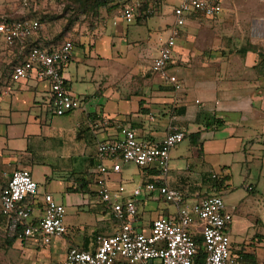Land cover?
Returning <instances> with one entry per match:
<instances>
[{"label":"crops","instance_id":"crops-1","mask_svg":"<svg viewBox=\"0 0 264 264\" xmlns=\"http://www.w3.org/2000/svg\"><path fill=\"white\" fill-rule=\"evenodd\" d=\"M245 8L240 2L234 5L236 11ZM248 9L252 13L257 11L250 24L254 47L233 52L226 49L220 31L229 10L225 0L213 18L187 17L185 32L171 56V73L182 83L179 92L165 85L145 65L126 72L122 77L121 70H112L105 65L116 49L113 42L119 24H126L117 20L112 26L108 21L104 34L90 41H79L70 63L63 69L68 91L80 102L78 109L63 117L52 113V96L47 82L34 78L13 82L10 78L13 66L23 60L31 46L53 50L62 43L50 45L49 35L41 22L37 34L26 41L16 42L11 47L0 42V182L4 173L27 170L37 183L40 195H51L64 208L87 207L92 214L88 223H76L66 218L65 210L64 225L68 231L73 230V236L55 238L48 245L19 238L13 243L27 241L29 249H42L40 256L45 264H58L64 260L68 249L89 250L97 235L114 233V223L96 194V153L99 143L116 141L125 130L133 131L138 140L151 144L160 143L171 128L184 135L200 133L199 147L191 146L188 141L189 148L194 149L196 155L191 151L184 156L176 150L172 153L173 149L170 152V160H186L191 179L176 181L174 178L178 174L169 170L165 183L185 194L195 183V186L210 185L215 191L210 196H219L221 192L215 189L209 171L219 168L224 177H229V168L233 164H228L225 159L235 155L238 156L236 161L241 159L247 165L244 171L246 180L250 166H255L260 175H264V52L255 48L262 42L260 46L264 50V0L251 2ZM14 11L17 15L26 13L20 8L19 0ZM46 14V8H39L27 15H36L41 20ZM0 16L7 17L6 11ZM143 20L144 24L146 19ZM107 32L108 41L102 46L101 41L107 40ZM96 48L105 52L98 53L96 62L91 63L93 58L85 55V51L89 53ZM118 55L122 56V53ZM87 82L94 88L86 87ZM195 101L201 105H196ZM102 119L107 123L102 124ZM215 121L222 125L215 127ZM106 164L109 166L108 162ZM39 171L46 173L48 181L47 188L42 191L37 177ZM54 176L62 179L55 181ZM157 176L154 169L122 164L118 174L108 175L107 184L112 190L124 185L129 192ZM52 184L57 185L56 191L51 188ZM249 188L254 190L255 187ZM152 198L148 194L137 198V217L144 226L160 217L171 216L165 210L157 218L144 221L139 206ZM186 202L191 204L187 199ZM226 209L231 214L235 211L234 206H226ZM0 222L6 223L1 217ZM232 229L231 219L227 233L234 249ZM261 240H264V234ZM59 243L62 244V254L54 260Z\"/></svg>","mask_w":264,"mask_h":264},{"label":"built area","instance_id":"built-area-1","mask_svg":"<svg viewBox=\"0 0 264 264\" xmlns=\"http://www.w3.org/2000/svg\"><path fill=\"white\" fill-rule=\"evenodd\" d=\"M155 1L124 2L116 19L126 24L135 23L142 17V7ZM175 1L173 23L169 26L166 41L152 60L150 72L173 91L179 92L182 83L171 73V56L185 32L186 19L189 16L215 17L223 0ZM54 3L55 0H19L20 8L26 13H21V18L17 20L0 21V42L11 47L16 42L33 37L41 24L36 15L27 14L35 13L39 8L52 7ZM144 14H150L149 9ZM73 50L70 40L63 41L53 50L31 47L23 60L13 66L11 81L34 78L47 82L52 96V113L63 117L80 107L79 100L68 91L63 76V69L70 63ZM195 104L201 105L199 101ZM101 123L106 124V119H102ZM184 137L183 132L171 128L160 143L151 144L138 140L133 131L125 130L118 140L98 144L96 194L114 223V233L110 236L97 235L89 250L68 249L64 260L58 264H247L243 251H236L231 246L227 232L232 216L220 196L213 195L188 204L179 190L165 183L170 152ZM122 164L154 169L158 176L129 192L124 185L112 190L107 184V177L110 173L118 174ZM143 194H155L158 200L173 205L175 214L160 217L144 226L137 217V198ZM64 216L65 208L51 195L39 194V187L29 171L14 170L2 175L0 217L11 233L19 231V239L48 245L53 239L64 237L68 232Z\"/></svg>","mask_w":264,"mask_h":264},{"label":"rangeland","instance_id":"rangeland-1","mask_svg":"<svg viewBox=\"0 0 264 264\" xmlns=\"http://www.w3.org/2000/svg\"><path fill=\"white\" fill-rule=\"evenodd\" d=\"M17 1L18 0H0V6L2 7L0 15L2 12L6 11L7 16H9V14L11 16L12 13H14L12 17L16 18L17 14L14 10L16 9ZM225 2L229 10L224 17L226 20L222 22L223 26L220 31L226 49L232 52L235 50L239 51L243 48L253 49L250 24L252 18L257 16V11L252 13L251 10L248 9V4L255 2V0H225ZM237 2L242 3L247 8L236 11L234 5ZM174 5H176L175 0H156L155 2L147 3L145 11L149 9L150 14H145L148 18H146L144 24L143 16L139 19L138 23L142 25H137L135 23L128 25L123 23L119 24L117 28L118 34L114 37L115 40L113 42L116 44V49H113V56L110 58L109 62H105V65L112 70H121V77L126 75V72L135 70L142 65L150 69L152 60L154 59L152 57L154 55L156 56L159 47L168 37L169 26L173 23L172 9ZM65 6L66 4L63 2H58L55 6L48 9L46 15L41 16V23L49 35L48 43L50 45L70 40L74 47H76L82 39L90 41L104 34L108 21L110 25L114 26L113 23L117 21L118 19L116 18L120 16V5L116 6V4L101 7L97 18L93 17L91 14L79 15L72 9H66ZM260 12L261 14L263 13V11ZM107 35L108 32L105 35L107 40L101 41V43H103L102 46L108 41ZM260 45H262V42L258 46H255V48H258L263 53L264 50ZM102 46L100 45L101 48ZM92 51L89 53L87 50L85 51V55L94 59L90 61L91 63L93 61L96 62L95 60H97L96 57L98 53L105 52L103 50H98V48ZM118 53H122V56H119ZM149 76L153 77L150 72ZM84 85L89 88H94V85L89 82ZM175 150L178 151L179 154H183V156L186 155L188 151L192 153L195 151L189 148L187 139L178 144L173 149L172 153H174ZM239 158L241 157L239 156ZM236 159H238L236 155L234 157H229V159H225L228 164L233 165L229 168L227 186L225 185L226 187L219 191L221 192L219 196L226 206H234L235 208V211L231 214L234 216L232 218L233 229L231 235L234 249L241 250L246 255H251L254 264H264V243L261 240L264 234V175H260L259 170L256 169L255 166H250L248 167L250 175L246 180L244 171L247 165L241 162V159L238 161H236ZM169 170L173 171L174 174H178V177L174 178L176 181L181 179L189 181L191 179V173H188L186 160L183 158L177 160H173L172 158L170 160ZM40 172L41 171L37 173V177L40 190L42 191L44 188H47L48 181L45 178L46 173ZM171 175L173 174L171 173ZM209 176L213 182H215L216 178L221 179L224 177L220 169L215 167L209 171ZM53 179L59 181L62 178L61 176H54ZM256 181L259 182L257 183ZM192 185L193 186L188 188L187 194L180 191L189 203H194L197 199L209 197L215 192L208 184L195 186V183H193ZM250 186H254V190H249ZM51 188L56 191L57 185L52 184ZM190 196L195 198H188ZM142 205L139 206V211L142 215V219L147 222L157 218L159 214H164L165 210H167L170 215L175 211L173 205L158 200L155 194L151 200L146 202L143 201ZM65 210L66 218L72 221L74 220L76 223L79 221L88 223L89 220L92 219V214L87 207L77 208L66 206ZM8 233L9 230H7L6 223L0 222V264H45L43 257L40 256V252L42 251L41 248L29 249L30 246L27 241L13 243ZM73 234V230H70L67 232L66 236H73ZM58 246L59 248L55 251L53 256L54 260H57L59 255L62 254V244L59 243Z\"/></svg>","mask_w":264,"mask_h":264},{"label":"trees","instance_id":"trees-1","mask_svg":"<svg viewBox=\"0 0 264 264\" xmlns=\"http://www.w3.org/2000/svg\"><path fill=\"white\" fill-rule=\"evenodd\" d=\"M127 1H130V0H55V3L53 6H55L58 2H63L64 4H66L65 8L68 10L72 9L74 12H76L79 15L91 14L93 17L97 18L98 12L101 7H105L110 4H116V6H119V5L121 6L122 3L127 2ZM146 5H144L142 9L140 10V13H141V16H143V19L148 18V16L144 14ZM49 8L51 7L46 8L47 12ZM20 16L21 15H17L16 18L12 16H7L5 18L2 17L0 18V21L6 20L10 22V21L21 18ZM139 19L140 18L136 20V24L139 23ZM39 22H41V20H39ZM31 47H34V45ZM243 52H246V50L245 51L243 50ZM221 125L222 123L215 121V127H218ZM199 137H200V133L190 134V135H185L184 140L187 139L191 146L199 147ZM228 179L229 177L227 176L221 179L216 178L215 182H213L215 189L218 192L224 189L226 187L225 184L228 182ZM18 235H19V231L14 232V233L9 232V237L12 242H14L18 238ZM244 257H245L247 264H254L253 257L251 255L245 254Z\"/></svg>","mask_w":264,"mask_h":264}]
</instances>
